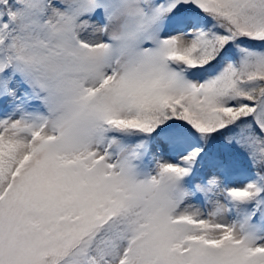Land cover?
<instances>
[{"label": "snow or ice", "instance_id": "obj_1", "mask_svg": "<svg viewBox=\"0 0 264 264\" xmlns=\"http://www.w3.org/2000/svg\"><path fill=\"white\" fill-rule=\"evenodd\" d=\"M0 264H264V0H0Z\"/></svg>", "mask_w": 264, "mask_h": 264}]
</instances>
